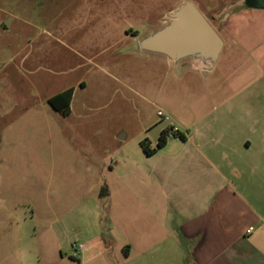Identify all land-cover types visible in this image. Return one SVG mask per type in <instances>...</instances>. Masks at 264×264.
Segmentation results:
<instances>
[{
	"label": "crops",
	"instance_id": "1",
	"mask_svg": "<svg viewBox=\"0 0 264 264\" xmlns=\"http://www.w3.org/2000/svg\"><path fill=\"white\" fill-rule=\"evenodd\" d=\"M221 11L231 12L224 19L230 41L220 35L223 46L214 59L197 53L172 59L142 47L144 37L132 44L135 56L148 52L155 61L147 70L154 77L153 99L133 91L167 113L170 122L158 127L159 119L139 121L129 144L127 131L113 135L119 143L109 151L104 180L88 187L98 196L61 216L56 231L33 234L35 242L24 253L22 246L10 248L0 264H264V7L238 0ZM99 26L106 37L107 21H76L65 29L64 46L77 45L72 30L96 29L94 36ZM163 26L161 18L158 29ZM130 29L120 38L136 41ZM223 49L237 59V68L219 65ZM109 50H74L87 60L75 68L95 66L129 87L92 62ZM242 58L253 67L243 68ZM78 85L86 87L83 80ZM69 87L71 113L76 86L63 85L57 92ZM163 129L165 142L156 147ZM142 139L155 148L151 153L143 150ZM73 241L82 245L77 256Z\"/></svg>",
	"mask_w": 264,
	"mask_h": 264
},
{
	"label": "rangeland",
	"instance_id": "2",
	"mask_svg": "<svg viewBox=\"0 0 264 264\" xmlns=\"http://www.w3.org/2000/svg\"><path fill=\"white\" fill-rule=\"evenodd\" d=\"M235 1L0 0V260L11 255L14 246H22L24 253L35 242L33 234L56 231L61 216L98 196L88 187L104 180L109 151L119 143L113 135L127 131L124 143L129 144L139 121L159 119L155 105L133 91L153 99L154 77L147 71L155 67L153 55L135 56L132 44L156 31L161 18L164 25L173 20L175 11H169L186 2L194 3L229 42L224 19L231 12L221 9ZM86 18L107 21V36L99 35L100 26L94 36L96 29L76 28L71 32L77 31V45L71 41L70 47L64 46L65 29ZM127 27L136 41L120 38ZM103 46L110 50L92 62L129 87L95 66L75 68L87 60L74 50L89 54ZM227 55L223 51L218 63L231 71L238 62ZM241 62L243 68L253 67L246 58ZM81 80L84 89L78 88ZM67 84L76 86L75 106L63 115L47 98ZM165 123L159 119L156 124Z\"/></svg>",
	"mask_w": 264,
	"mask_h": 264
},
{
	"label": "water",
	"instance_id": "3",
	"mask_svg": "<svg viewBox=\"0 0 264 264\" xmlns=\"http://www.w3.org/2000/svg\"><path fill=\"white\" fill-rule=\"evenodd\" d=\"M259 2L264 7V0ZM174 16L162 28L145 36L141 46L164 53L172 59L192 53L212 59L218 55L223 40L195 5L191 2L183 3L175 10Z\"/></svg>",
	"mask_w": 264,
	"mask_h": 264
},
{
	"label": "trees",
	"instance_id": "4",
	"mask_svg": "<svg viewBox=\"0 0 264 264\" xmlns=\"http://www.w3.org/2000/svg\"><path fill=\"white\" fill-rule=\"evenodd\" d=\"M72 91H73V89L71 87L66 88V89H64L60 92H57V93L53 94L52 96H50L47 99V101L53 109H55L56 111L60 112L63 115H66L69 113V102L71 99ZM175 134L180 139H183V136L180 132L175 131ZM166 136H167V129L161 130L155 146L160 147L165 142ZM140 144H141L143 150L147 154L151 153L153 151V149H155V148H153V149L149 148L147 139H142L140 141Z\"/></svg>",
	"mask_w": 264,
	"mask_h": 264
},
{
	"label": "built area",
	"instance_id": "5",
	"mask_svg": "<svg viewBox=\"0 0 264 264\" xmlns=\"http://www.w3.org/2000/svg\"><path fill=\"white\" fill-rule=\"evenodd\" d=\"M156 115L159 117V119L161 121L170 122V116L167 113H165L162 109H160V108L157 109L156 110ZM251 230H252V227H249L247 229V232H250ZM81 246L82 245L80 243L75 242V241H73L71 243L70 247L73 250V256H77V254H78L77 252L79 251V249L81 248Z\"/></svg>",
	"mask_w": 264,
	"mask_h": 264
},
{
	"label": "flooded vegetation",
	"instance_id": "6",
	"mask_svg": "<svg viewBox=\"0 0 264 264\" xmlns=\"http://www.w3.org/2000/svg\"><path fill=\"white\" fill-rule=\"evenodd\" d=\"M253 1H255V0H253ZM260 0H257V2L260 4V2H259Z\"/></svg>",
	"mask_w": 264,
	"mask_h": 264
}]
</instances>
